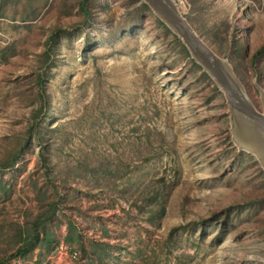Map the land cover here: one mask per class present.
I'll return each instance as SVG.
<instances>
[{"label": "rangeland", "instance_id": "rangeland-1", "mask_svg": "<svg viewBox=\"0 0 264 264\" xmlns=\"http://www.w3.org/2000/svg\"><path fill=\"white\" fill-rule=\"evenodd\" d=\"M172 1L263 113L264 0ZM143 3L0 0V264H264V159Z\"/></svg>", "mask_w": 264, "mask_h": 264}, {"label": "water", "instance_id": "water-1", "mask_svg": "<svg viewBox=\"0 0 264 264\" xmlns=\"http://www.w3.org/2000/svg\"><path fill=\"white\" fill-rule=\"evenodd\" d=\"M147 6L172 30L192 58L201 65L223 91L235 125L249 137L245 143L251 155L257 154L254 146L264 151V112L255 109L230 65L219 57L193 30L172 0H144ZM254 144V146H253Z\"/></svg>", "mask_w": 264, "mask_h": 264}, {"label": "trees", "instance_id": "trees-1", "mask_svg": "<svg viewBox=\"0 0 264 264\" xmlns=\"http://www.w3.org/2000/svg\"><path fill=\"white\" fill-rule=\"evenodd\" d=\"M80 7L83 10L86 9L85 8L86 7L85 6V0H80ZM143 7L148 9V6L146 3H143ZM159 22L168 32L173 33V35L178 39V36L172 30H170V28L164 22H162L160 20H159ZM59 37H60V31L58 29L49 35V37L45 43V50L39 57L38 69H43L45 67L46 71H48V65H49L51 57L53 55V50H54V47L56 45V41ZM180 43L182 44V47H183V50L185 52L186 57L190 58L191 55H190L188 49L183 45L182 41H180ZM42 82H43V76L41 77V74H37L36 84L39 86V88L41 90H43V83ZM39 96L43 100L42 106H40L37 109L32 110L30 121H29L26 133L28 136L27 141L34 138V140L39 144L40 149H39L38 156H39L40 164L44 169V175L48 177L51 170H52V157H51V154L49 152V145L47 143V138H46L47 131H46V127L43 125L42 121L37 120L39 113L43 110L45 105L47 106V102L45 99V93L43 91H41L39 93ZM18 157H19V153L17 151H15L14 155L12 156L11 161H9V163H6L5 166H12L15 163V161L18 159ZM38 236H39V231L34 232L35 240L38 239Z\"/></svg>", "mask_w": 264, "mask_h": 264}, {"label": "bare ground", "instance_id": "bare-ground-1", "mask_svg": "<svg viewBox=\"0 0 264 264\" xmlns=\"http://www.w3.org/2000/svg\"><path fill=\"white\" fill-rule=\"evenodd\" d=\"M253 146H254V144H253ZM256 148V151H257V154H262V152H264L263 151V149L260 147V146H254V149Z\"/></svg>", "mask_w": 264, "mask_h": 264}]
</instances>
